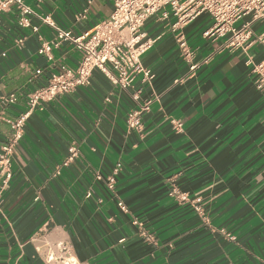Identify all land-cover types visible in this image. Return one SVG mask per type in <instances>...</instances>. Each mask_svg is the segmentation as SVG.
Instances as JSON below:
<instances>
[{
    "label": "clouds",
    "instance_id": "obj_1",
    "mask_svg": "<svg viewBox=\"0 0 264 264\" xmlns=\"http://www.w3.org/2000/svg\"><path fill=\"white\" fill-rule=\"evenodd\" d=\"M211 69L232 89L221 119L256 101L264 107V0H0V264H142L144 256L174 264L192 251L200 259L188 264H264V207L254 213L259 227L233 223L250 220L264 199V142L232 153L240 167L228 183L203 153L212 174L202 179L186 175L183 161L156 166L157 149L177 137L199 151L185 127L195 112L165 106L178 95L193 108L216 99L220 79H200ZM221 127L209 120V131ZM262 127L264 117L250 135ZM145 154V191L164 187L177 205L164 229L153 227L161 217L151 208L136 214L148 200L131 207L120 196L126 168L137 179L149 174Z\"/></svg>",
    "mask_w": 264,
    "mask_h": 264
},
{
    "label": "crops",
    "instance_id": "obj_2",
    "mask_svg": "<svg viewBox=\"0 0 264 264\" xmlns=\"http://www.w3.org/2000/svg\"><path fill=\"white\" fill-rule=\"evenodd\" d=\"M214 73V75H213ZM208 76V81L206 83H210L212 80L220 79L221 84L220 88L223 89V92L217 91L216 87L213 86L212 91L216 92V99L209 101L208 105L205 107L201 103L197 102L195 107L189 106V99L183 98L182 95L176 96L173 100L169 101L166 104V108H171L172 104H180V108L176 109L173 113L174 115H179L180 111L184 108H188L189 113L195 112V115L192 116L190 120H188L185 125L186 128L191 127V136L196 141L195 147L199 149V151H194V146L191 141H188L185 137H177L171 140L170 143L161 145L156 152V166L159 167L163 164V167L169 168L170 165H174L180 161H183L188 164L189 171L186 175H196L201 179L204 176L210 175L211 170L208 169V164L204 162L201 157V153H203V157L207 159L208 162H211L214 167L217 169V175H222L224 177L225 183H228L231 178L232 169H239V162L233 164V160L236 159L233 157L232 153L235 152L237 148L240 151L237 153V157H243L247 153L253 151L254 147L262 142H264V135L257 133L255 137L250 135L251 132L255 131L256 127H260L261 118L264 117V107H261V102L256 101L253 103H249L244 105V107L239 110V115H237V111H233L229 116L221 119V117L225 116V113L228 112L230 108H232V101L228 99V93L232 91V89L225 84L223 81L225 79L224 75L216 70H202L200 74V79L204 80V77ZM228 82L229 84L234 83L235 78L231 73L228 74ZM164 85L160 84L158 87L162 88ZM237 93H233L236 95ZM193 97L198 96L199 93L193 91ZM237 103L243 104V98ZM205 117L207 119H205ZM209 120L217 121L223 125V127L216 129L212 128L209 131ZM199 121V123H197ZM264 131V127L261 129ZM209 135L213 139H208ZM218 138V139H216ZM163 139L162 135L159 133L153 137L147 143V147L151 148L153 144H159V142ZM251 141V143L249 142ZM140 147H144V145H140ZM186 153H192L191 156H186ZM119 153L115 147L112 149V156H117ZM139 150H133L126 154L125 159L129 160L130 158H134L139 156ZM148 156L142 158L141 165L145 172H149V166L147 163ZM259 162V161H257ZM231 165V167H230ZM178 167L170 168L169 172H166L165 175L170 174L171 171H179ZM126 175H118V183H123L126 185V188L121 191L120 196L122 199H129L130 206L136 207L137 204L141 203L144 200H148L149 202L144 204L143 209L137 208V215H139L142 211H148L151 208L152 213H156L160 215V219L156 220L153 224L154 228L164 229L166 225L171 224L172 216L168 214L169 210H177V205L169 204L167 197V190L164 187L159 188V195L152 196L149 192H146L145 189L149 187V181H152V175L149 174L143 176L142 178L137 179L136 177L140 176L139 170H134L131 167L126 168ZM131 180V183L128 181ZM196 183V181H192ZM155 183V182H154ZM193 191H199V187H196ZM231 199V191L222 196L219 200L216 201L214 206H220L225 203L227 200ZM69 203H71L69 201ZM89 209L92 208V205L87 206ZM245 207L243 202L240 204L232 206L228 215L236 216V213L240 210V208ZM261 207H264V199L258 200L253 209H251L248 215L251 216L250 220L247 222H243L240 217H236L233 223L239 225V231H246L250 227H259L261 221L258 217L254 215L256 211H259ZM161 209H164L161 212ZM112 212L116 213L117 209L112 207ZM193 214L191 212H187L182 219L183 220H192ZM177 223H181L180 220ZM188 226H182L181 232L185 230ZM165 232H161L160 236L163 237ZM198 235V234H197ZM197 235H193L189 237L187 241L184 242L185 246L192 243ZM251 246L255 248V241H251ZM225 248H228V245L225 244ZM177 251H180L178 248ZM238 251V250H237ZM155 257H160L159 252L154 253ZM200 259V254L198 251H192L190 253H184L182 257H177L174 260V264H188L189 260L197 261ZM142 264H149V257L144 256ZM152 264H165L163 259H156L152 262Z\"/></svg>",
    "mask_w": 264,
    "mask_h": 264
}]
</instances>
